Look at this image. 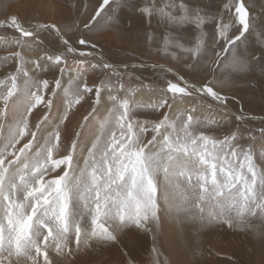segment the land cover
Segmentation results:
<instances>
[{"label":"snow or ice","instance_id":"6c2138e0","mask_svg":"<svg viewBox=\"0 0 264 264\" xmlns=\"http://www.w3.org/2000/svg\"><path fill=\"white\" fill-rule=\"evenodd\" d=\"M121 3L97 0L84 32L110 27ZM132 7L149 24L155 18L168 27L158 52L174 58L184 53L191 69L208 64L212 78L197 82L173 73L172 79L165 76L160 98L143 103L134 98L146 87L141 76L127 72L126 63L117 68L105 60L84 32L66 39L56 24L26 27L15 15L0 21L15 33L5 40L15 50L2 58L15 68L0 78V264H65L85 250L109 247L126 257L113 264H136L120 247L123 238L152 233L158 257L155 233L162 218L264 238V162L257 163L256 137L242 144L238 131L210 134L221 121L199 110H226L229 97L216 85L249 71L239 50L256 28L244 0H224L215 15L201 0H149ZM188 25L198 33L194 42L173 31ZM42 33H54L66 52L29 59L30 41L44 44ZM147 40L156 43L151 35ZM253 59L264 66V53ZM139 67L172 72L156 64ZM97 70L103 77L90 84L88 73ZM49 71L59 75L37 78ZM88 98L92 111L70 130L77 106ZM34 111L42 115L33 125ZM146 112L160 117H138ZM258 132L264 138V126Z\"/></svg>","mask_w":264,"mask_h":264},{"label":"rangeland","instance_id":"374dc122","mask_svg":"<svg viewBox=\"0 0 264 264\" xmlns=\"http://www.w3.org/2000/svg\"><path fill=\"white\" fill-rule=\"evenodd\" d=\"M148 2L149 0H122L117 18L110 27L103 30L94 28L88 32H84L83 22L88 19L93 8L98 6L97 0H0V21H6L15 15L26 27L40 23L56 24L65 34L66 39L75 38L84 32L92 42L97 43L96 52L102 54L108 62L114 63L117 68H122L125 63L128 65L137 64V68L133 69L129 66L126 70L141 76L146 85L136 95L154 94L160 98L161 94L158 90L165 85V76L172 79L174 73L173 71L165 73L161 67L140 68L141 63L149 66L156 64L162 66L163 69L174 68L176 74L185 75L186 78L197 82H206L211 79L212 75L208 71L210 65L203 64L194 69L187 68L185 65L188 57L184 53L177 51L174 58L171 52L166 54L157 51V44L169 31L168 27L158 23L155 18L149 24L147 18L132 7L135 4L142 7ZM201 2L207 5L208 10L215 15L218 10L222 9L224 0H201ZM244 3L248 8L250 18H254L253 25L256 28V33L248 35L247 41L239 50L242 58L249 61V71L233 73L228 82L216 85L223 94L229 97L228 111L215 107L211 111H208L206 107H201L199 110L208 114H204V116H211L221 121L218 127L209 130L210 134L222 137L225 134L238 131L245 137L240 141L242 144H248V137L255 136L256 140L253 143L257 163H262L264 162V149H261L260 145L264 144V138L260 137L258 129L264 126V66L257 63L253 56L259 57L261 53H264V35H262L264 33V0H244ZM227 19L228 17L225 16V20ZM69 28L72 30L68 31ZM173 31H178L185 41L194 42L198 35L196 29L191 25ZM205 31L211 37L213 26L206 25ZM12 35L15 33L7 25L0 26V78L14 71L15 68L13 62L4 63L2 60L3 57L15 50L5 46V40ZM149 35L154 38L156 43L148 42ZM41 39L44 40V44L30 41V47L25 52L29 59L43 55L45 51L49 54L66 52L54 33H42ZM69 58L71 59L70 56ZM97 59H99V55ZM58 75L59 73L56 71H49L40 73L37 78L52 80L54 76ZM102 77L103 73L98 70L88 73L90 84L99 83ZM216 78L223 79L224 74L217 71ZM124 79L127 81V75ZM98 106L100 105L96 107ZM91 111L92 99L88 98L86 102L77 106L75 114L68 123L69 129H76L82 122L83 116ZM41 115V111H34V114L29 118L30 122L34 125ZM238 115L261 119L239 121L236 119ZM138 117L140 119H155L160 117V113H140ZM163 219H165L166 225ZM166 226H169L170 230L179 232L181 239L183 237L180 242L181 246H176L179 248L168 247L164 234ZM153 246L152 233L133 231L123 238L120 247L129 253L136 264H155L156 258L159 259L160 264H264V238L258 237L250 230L226 229L215 225L200 228L199 225L185 221L177 222L162 218L161 226L155 233L158 257L152 251ZM125 259L126 257L123 256L119 248L109 247L85 250L69 258L65 264H113V262Z\"/></svg>","mask_w":264,"mask_h":264},{"label":"bare ground","instance_id":"6f19581e","mask_svg":"<svg viewBox=\"0 0 264 264\" xmlns=\"http://www.w3.org/2000/svg\"><path fill=\"white\" fill-rule=\"evenodd\" d=\"M59 27V26H58ZM39 52V51H38ZM34 56V55H33ZM172 67V66H171ZM172 69V68H171ZM172 71L175 73L174 71V68L172 69ZM136 100L140 101V102H143V103H150V102H155L156 100L159 99L158 95H152V94H137L135 95L134 97ZM104 99L105 101H107V95L105 94L104 95ZM111 105L109 104V107ZM184 105H182L183 107ZM189 106V105H188ZM99 110L101 113H103L105 111V108L103 107V105H100L98 106ZM223 109V108H222ZM225 110V109H224ZM228 111V108L226 109ZM233 112V111H232ZM203 114L205 115H208L207 113L205 112H202ZM248 117V116H247ZM99 118V117H98ZM261 119V118H260ZM91 126L89 125V128ZM165 219H163V222L164 224L166 225L167 223L164 221ZM169 223V222H168ZM175 230H170V227L169 226H166L164 227V234L166 235V239H167V245L169 248H174L176 246H181V234ZM216 234V233H215ZM221 235V234H220ZM230 235V234H229ZM141 239V238H140ZM221 239V238H220ZM216 240V239H215ZM213 241V240H212ZM189 242V241H188ZM210 243V242H209ZM217 243V242H216ZM185 244V243H184ZM190 245V244H189ZM176 248H179V247H176ZM173 250V249H172ZM171 250V251H172ZM173 253V252H172ZM191 260V259H190Z\"/></svg>","mask_w":264,"mask_h":264},{"label":"water","instance_id":"95a60500","mask_svg":"<svg viewBox=\"0 0 264 264\" xmlns=\"http://www.w3.org/2000/svg\"><path fill=\"white\" fill-rule=\"evenodd\" d=\"M133 64H129L128 66H132ZM137 65V64H135ZM169 68V67H168ZM252 120H260L259 118H251Z\"/></svg>","mask_w":264,"mask_h":264},{"label":"crops","instance_id":"0c3cea01","mask_svg":"<svg viewBox=\"0 0 264 264\" xmlns=\"http://www.w3.org/2000/svg\"><path fill=\"white\" fill-rule=\"evenodd\" d=\"M93 2V1H92Z\"/></svg>","mask_w":264,"mask_h":264}]
</instances>
